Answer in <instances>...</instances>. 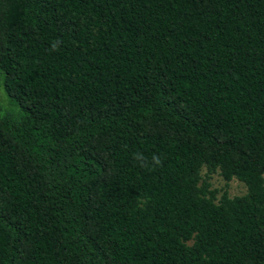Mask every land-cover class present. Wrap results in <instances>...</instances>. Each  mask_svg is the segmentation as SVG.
<instances>
[{"label":"trees","instance_id":"trees-1","mask_svg":"<svg viewBox=\"0 0 264 264\" xmlns=\"http://www.w3.org/2000/svg\"><path fill=\"white\" fill-rule=\"evenodd\" d=\"M0 264H264V0H0Z\"/></svg>","mask_w":264,"mask_h":264},{"label":"rangeland","instance_id":"rangeland-1","mask_svg":"<svg viewBox=\"0 0 264 264\" xmlns=\"http://www.w3.org/2000/svg\"><path fill=\"white\" fill-rule=\"evenodd\" d=\"M211 189L217 190L218 195L226 190L230 197L240 196L245 193V187L237 180H231L227 184L222 180L219 175H213L210 180Z\"/></svg>","mask_w":264,"mask_h":264}]
</instances>
